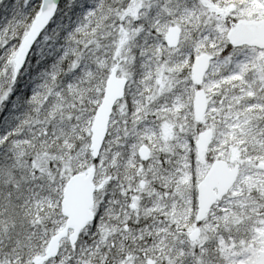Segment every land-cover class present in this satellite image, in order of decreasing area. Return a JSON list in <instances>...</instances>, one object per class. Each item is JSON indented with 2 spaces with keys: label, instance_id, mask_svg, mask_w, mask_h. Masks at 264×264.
<instances>
[{
  "label": "snow or ice",
  "instance_id": "1",
  "mask_svg": "<svg viewBox=\"0 0 264 264\" xmlns=\"http://www.w3.org/2000/svg\"><path fill=\"white\" fill-rule=\"evenodd\" d=\"M0 264H264V0H0Z\"/></svg>",
  "mask_w": 264,
  "mask_h": 264
}]
</instances>
